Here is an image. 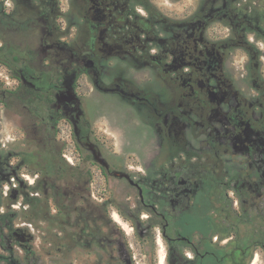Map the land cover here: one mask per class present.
I'll use <instances>...</instances> for the list:
<instances>
[{
  "label": "flooded vegetation",
  "instance_id": "obj_1",
  "mask_svg": "<svg viewBox=\"0 0 264 264\" xmlns=\"http://www.w3.org/2000/svg\"><path fill=\"white\" fill-rule=\"evenodd\" d=\"M84 78L154 131L143 167ZM205 196L264 208V0H0V264H188Z\"/></svg>",
  "mask_w": 264,
  "mask_h": 264
},
{
  "label": "trees",
  "instance_id": "obj_2",
  "mask_svg": "<svg viewBox=\"0 0 264 264\" xmlns=\"http://www.w3.org/2000/svg\"><path fill=\"white\" fill-rule=\"evenodd\" d=\"M204 203V243L197 258L188 264H252L256 254L262 256L264 264V208L234 214L222 198L211 200L205 196ZM217 203L215 215L212 210ZM183 234L192 236V228Z\"/></svg>",
  "mask_w": 264,
  "mask_h": 264
},
{
  "label": "rangeland",
  "instance_id": "obj_3",
  "mask_svg": "<svg viewBox=\"0 0 264 264\" xmlns=\"http://www.w3.org/2000/svg\"><path fill=\"white\" fill-rule=\"evenodd\" d=\"M157 2H170L175 0H153ZM194 0H180V2H192ZM232 61L237 71H242L245 63V54L242 51L235 52ZM81 91L91 118L95 122V128L107 140L109 147H114L124 157L130 155L128 161H136L143 167V162L151 156V151L156 144V136L152 128L139 120L133 111L115 96L91 91L93 84L85 78L81 80ZM4 134H11V126L4 119ZM11 136H13L11 134ZM252 264H262V256L256 254Z\"/></svg>",
  "mask_w": 264,
  "mask_h": 264
},
{
  "label": "water",
  "instance_id": "obj_4",
  "mask_svg": "<svg viewBox=\"0 0 264 264\" xmlns=\"http://www.w3.org/2000/svg\"><path fill=\"white\" fill-rule=\"evenodd\" d=\"M68 94H69L68 97H70V98H75V97H77L76 93L73 92V91L71 92V90L68 91Z\"/></svg>",
  "mask_w": 264,
  "mask_h": 264
}]
</instances>
